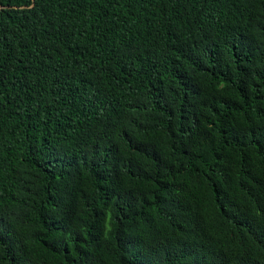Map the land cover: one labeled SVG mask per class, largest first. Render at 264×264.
<instances>
[{
	"label": "trees",
	"instance_id": "1",
	"mask_svg": "<svg viewBox=\"0 0 264 264\" xmlns=\"http://www.w3.org/2000/svg\"><path fill=\"white\" fill-rule=\"evenodd\" d=\"M0 264H264V0H0Z\"/></svg>",
	"mask_w": 264,
	"mask_h": 264
}]
</instances>
